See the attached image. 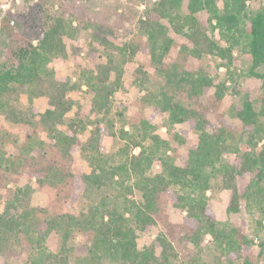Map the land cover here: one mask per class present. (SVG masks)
<instances>
[{"label":"trees","instance_id":"trees-1","mask_svg":"<svg viewBox=\"0 0 264 264\" xmlns=\"http://www.w3.org/2000/svg\"><path fill=\"white\" fill-rule=\"evenodd\" d=\"M247 1L186 0L184 8V0H157L138 22L146 39L121 46L114 41L111 27L81 20L73 25V13L62 9L50 14L40 4L43 0L17 17H1L0 120L12 132L0 126V165L13 174L28 170L36 185L54 189L62 209L48 213L42 206H32L29 183L10 190L0 211V264H14L11 256L25 242L32 246L23 264H223L222 256L233 264L239 253L250 249L252 239L211 211L207 191L212 180L221 176L230 192L227 212H257L258 226H264V96L259 108L248 95L234 107L237 128L212 122L205 110L181 98L185 92L203 96L212 91L215 101L228 91L239 94L226 82L234 81L231 65L241 34L250 55L248 73L262 79L264 87V73L258 71L264 67V6L250 10ZM203 11L206 18L200 16ZM216 30L225 44L214 37ZM171 32L185 39L175 57ZM83 39L87 65L75 78L59 74L53 62H77ZM139 53L148 56L160 88L150 99L151 111L138 137L131 146L127 144L129 152L110 163L103 154L105 132L100 119L91 114H110L121 86V65ZM206 57L217 61L215 73L220 65L226 66V79L219 81L201 66ZM133 76L136 91L150 96L146 87L150 77L142 63ZM157 116L166 118L168 133L182 123L196 133V143L179 162L167 154L168 141L154 132ZM90 124L94 127L85 136ZM8 144L11 153L4 149ZM134 147L139 148L137 153L132 152ZM46 148L59 156H50ZM73 155H81L89 169L74 170L68 162ZM156 163L160 169L153 172ZM239 180L243 181L240 187ZM164 195L185 212L178 242L191 246L184 259L169 227L168 232L160 230L150 242L140 244V235L159 221L168 226L164 217L168 209L160 204ZM50 235L58 240L56 251L42 247ZM75 236L82 239L77 248L72 243ZM206 236L210 244L205 243ZM258 247L260 257L264 240ZM243 264L254 263L246 254Z\"/></svg>","mask_w":264,"mask_h":264},{"label":"rangeland","instance_id":"rangeland-1","mask_svg":"<svg viewBox=\"0 0 264 264\" xmlns=\"http://www.w3.org/2000/svg\"><path fill=\"white\" fill-rule=\"evenodd\" d=\"M37 2L39 3L41 0H0V19L4 15L17 17L19 16L18 13H22L23 10L27 11L28 8L35 6ZM155 2H157V0H43L40 4L43 5L50 14L59 12L62 9L70 11L75 15L72 21L73 25H76L78 21L81 20L83 22H96L97 24L111 27L116 34L114 41L121 46L123 42L137 44L146 39L139 29L138 22L145 16L144 12ZM247 4L250 10H254L263 7L264 0H249ZM185 5L186 0L183 2L184 8ZM200 16L206 18L207 13L203 11L200 13ZM170 35L174 38V46L171 52L175 57L178 54L180 45L185 42V39L173 32H171ZM213 35L221 44H225V40L220 37L217 30L214 31ZM25 36L27 37L28 35L25 34ZM238 39L239 45L234 48L233 52L234 56H237V58L231 65V70L235 72L234 81L229 80L226 84L230 89L235 86V88L239 90V94L228 91L220 101H215L212 91L203 96L189 95L187 92L181 95L182 101L185 104L205 110L212 122L221 124V122L224 121L235 128L240 124L233 116L234 107L241 104L245 96L248 95L251 100L255 101L256 108H259L261 99L264 96L262 79L248 73L250 55L245 45V36H242V34L238 35ZM35 42L34 40L33 43ZM82 42V51L77 58V62L72 59L64 61L55 60L53 62L59 74L73 75L75 78L82 66L87 65V61L83 57L84 39ZM140 63L144 65L150 77L149 82L146 84L147 89L151 93L150 96L145 95L146 91L137 92L133 84V71ZM216 63L217 61L213 57H206L201 66L210 74L216 76L219 81H222L227 78V68L224 65H220L215 73ZM121 67L123 71L121 86L113 97L110 114L106 117L96 113L91 114V118L94 120L95 118L100 119L99 126L105 132L101 143L103 146V154L106 155L110 163L122 160L129 152L127 144L131 146L132 141L138 137L136 134L142 127L143 120L148 118L151 111L152 104L150 103V99L154 95H157L160 88V84H158L156 80V73L153 70V65L148 56L139 53L133 61L122 63ZM258 71L264 73V67H260ZM74 110L75 108L70 112L69 116H73ZM82 113L87 114L88 112L83 109ZM118 113H121V115ZM165 122L166 118L164 116H157L152 123L154 132L168 141L170 149H168L167 154L173 156L175 161L179 162L181 157L187 152L189 146L196 143V133L190 130L186 123L175 124L171 132L168 133ZM0 126L12 132L9 125L3 123L2 120H0ZM93 127V124L88 125V131H86L85 136L89 134V130ZM125 132L128 134H125ZM175 133L180 137H175ZM38 134L41 138L44 137L40 129L38 130ZM17 137L18 144H21L22 136L18 134ZM148 143L149 141L146 140L145 144ZM241 147H244V143H242ZM4 149H6L8 153L12 152L10 144L6 145ZM46 151L54 158L59 156L53 149L50 150L46 148ZM138 151L139 148L134 147L132 152L137 153ZM68 162L76 171H87L89 169L87 161L81 155H73ZM159 169V164H154L152 168L153 172ZM29 178L30 175L28 170L21 174H13L6 171L5 167L0 165V211L4 208V200L8 198L11 192L28 183L33 187L32 206H42L48 213H56L57 210L59 211L62 209V204H56L55 191L53 188L47 186L40 187L35 184L34 178H32V180ZM242 183L243 181L239 180L238 186L240 187ZM111 191L112 193L115 192L113 190ZM207 195L208 206L219 220L240 228L244 234L253 240L250 249L248 251L243 250L239 253L233 264H243L246 254L249 255L250 260L254 264H264V255L258 256V243L264 240V226L259 228L257 223V217H260V215L257 212L252 214L244 211L239 213L227 212L226 207L229 202L230 192L223 187L221 176L212 180L211 189L207 191ZM98 196L97 198H99ZM93 200L95 199L93 198ZM160 204L168 209L167 215H164L165 222L168 226L165 227L159 221L156 226H153L147 232L140 235V244H147L150 242L160 230L168 232L167 228L169 227L172 229V233L175 236L174 242L178 248L179 255L184 259L191 246L185 242H178L179 236L183 233L180 224L183 222L185 212L173 207L167 195H164ZM81 205L82 203L80 202L75 206V209H79ZM261 218L264 225V216ZM42 219L43 217L39 216V220ZM169 232L171 231L169 230ZM81 240L80 236H75L72 241L75 248H77ZM204 241L206 244H210L211 240L206 236ZM31 246V243L25 242L23 249L19 253L11 256L12 262L14 264H23L28 258ZM58 246L59 243L55 235L48 236L42 243L44 251H56ZM211 257L212 255L208 253L207 258L211 259ZM221 261L223 264H229L226 256H222Z\"/></svg>","mask_w":264,"mask_h":264}]
</instances>
